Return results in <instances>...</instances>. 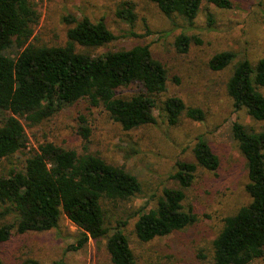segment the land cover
Returning a JSON list of instances; mask_svg holds the SVG:
<instances>
[{
    "label": "trees",
    "instance_id": "trees-1",
    "mask_svg": "<svg viewBox=\"0 0 264 264\" xmlns=\"http://www.w3.org/2000/svg\"><path fill=\"white\" fill-rule=\"evenodd\" d=\"M36 0H0V159L9 158L27 148L28 137L21 118L29 125L41 123L63 108L86 99L103 106L109 116L126 131L157 122L156 111L170 125L183 115L203 121L199 107H186L178 96H161L167 90L169 75L149 45L107 50L92 54L90 49L105 47L117 39L103 19L92 21L84 16H68L72 26L61 45L32 42L39 23ZM167 16L178 15L189 23L197 17L202 0H149ZM221 9L230 8L231 0H207ZM130 5V3H129ZM118 15L133 23V7L120 9ZM189 37L182 34L177 45L186 50ZM236 60L233 51L216 54L210 61L214 70H222ZM136 87L135 94L123 97L125 90ZM264 57L256 64L248 59L234 63L227 91L237 109H243L260 128H249L236 121L232 132L248 166L245 189L250 202L224 219L213 240V264H252L264 257ZM82 128V126H81ZM90 128H82L86 144ZM79 153L53 142L39 144L30 151L23 167L14 166L0 175V251L18 233L42 232L56 228L66 215L79 229L78 248L90 239L106 240L112 264H138L123 230L127 221L113 223L111 206L128 203L142 192L138 177L125 167L108 162L98 154ZM194 161H177L172 175L177 184L165 187L156 205L140 208L134 222L139 242L180 231L192 224L195 216L183 205L186 190L196 177L198 166L216 171L218 155L202 136L193 148ZM14 212V223L3 221ZM0 264H4L0 256ZM29 264H37L34 261ZM54 264H69L57 260Z\"/></svg>",
    "mask_w": 264,
    "mask_h": 264
},
{
    "label": "rangeland",
    "instance_id": "rangeland-1",
    "mask_svg": "<svg viewBox=\"0 0 264 264\" xmlns=\"http://www.w3.org/2000/svg\"><path fill=\"white\" fill-rule=\"evenodd\" d=\"M39 23L32 42L61 45L72 26L68 16L89 17L105 21L117 39L105 47L90 49L92 54L107 50L149 45L154 57L168 70L169 81L162 99L180 97L186 107H199L205 112L203 121L183 115L180 122L170 125L156 111L157 122L126 131L114 121L103 106L88 100L67 106L39 124L29 125L21 118L28 137L27 148L9 158L0 159V175L14 166L23 167L30 151L39 144L53 142L64 148L98 154L110 163L123 166L138 177L142 192L128 203L111 206L112 225L127 221L123 227L138 264H213V240L223 227L224 219L250 202L245 189L249 181L248 166L234 140L232 127L236 121L249 128L263 124L253 120L245 110L237 109L227 91L234 63L248 59L253 64L264 57V0H231V7L221 9L202 0L201 9L189 23L178 15L167 16L149 0H36ZM133 7L131 24L118 15L120 9ZM189 37L185 51L177 45L180 35ZM223 51H233L235 62L214 70L211 59ZM137 88L125 90L129 97ZM264 94V88L261 89ZM4 113L0 111V119ZM90 128L86 144L82 128ZM82 126V128H81ZM199 136L204 137L218 155L220 166L209 171L198 166L192 185L186 190L183 205L195 220L180 231L139 242L134 222L140 208L156 205L165 187L176 186L172 175L177 161H194L193 148ZM7 208L0 203V211ZM17 215L9 212L3 218L14 223ZM80 229L66 215L56 228L48 231L18 233L13 230L9 241L1 247L4 264H112L106 240L90 239L78 248ZM252 264H264V257Z\"/></svg>",
    "mask_w": 264,
    "mask_h": 264
}]
</instances>
